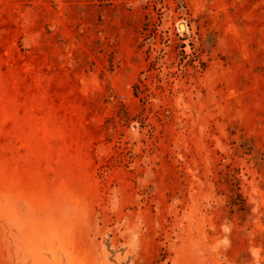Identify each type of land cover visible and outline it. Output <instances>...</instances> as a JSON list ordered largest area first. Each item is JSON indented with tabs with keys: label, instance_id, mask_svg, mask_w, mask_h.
Here are the masks:
<instances>
[{
	"label": "rangeland",
	"instance_id": "rangeland-1",
	"mask_svg": "<svg viewBox=\"0 0 264 264\" xmlns=\"http://www.w3.org/2000/svg\"><path fill=\"white\" fill-rule=\"evenodd\" d=\"M0 264H264V0H0Z\"/></svg>",
	"mask_w": 264,
	"mask_h": 264
},
{
	"label": "bare ground",
	"instance_id": "bare-ground-1",
	"mask_svg": "<svg viewBox=\"0 0 264 264\" xmlns=\"http://www.w3.org/2000/svg\"><path fill=\"white\" fill-rule=\"evenodd\" d=\"M180 29H181L182 31H184L185 28H184L183 26H181Z\"/></svg>",
	"mask_w": 264,
	"mask_h": 264
}]
</instances>
